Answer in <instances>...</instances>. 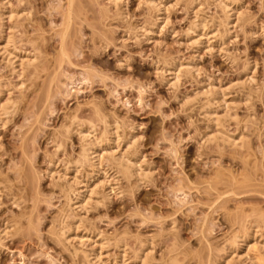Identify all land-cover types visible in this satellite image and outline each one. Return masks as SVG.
Here are the masks:
<instances>
[{
	"label": "rangeland",
	"instance_id": "1",
	"mask_svg": "<svg viewBox=\"0 0 264 264\" xmlns=\"http://www.w3.org/2000/svg\"><path fill=\"white\" fill-rule=\"evenodd\" d=\"M165 1L155 24L144 0H119L117 8L108 0H0V14L7 2L22 13L10 32L16 50L37 58L19 80L0 55V82L14 103L0 127V264H87L83 252L97 247L89 240L104 243L102 264H117L122 253L135 264L140 250L151 252L147 264H208L240 214L263 212L264 0H226L241 17L229 18V32L213 35L209 46L195 44L190 30L201 21L211 32L222 29L214 0ZM177 62L194 69L175 83L164 69ZM207 89L226 92L228 108ZM87 128L98 138L116 130L134 140L118 152L136 167L125 178L105 159L110 182L67 221L66 181L58 177L83 180L91 172L87 164L71 169L87 145L78 131ZM219 129L241 137L242 149L208 142L206 133Z\"/></svg>",
	"mask_w": 264,
	"mask_h": 264
},
{
	"label": "bare ground",
	"instance_id": "2",
	"mask_svg": "<svg viewBox=\"0 0 264 264\" xmlns=\"http://www.w3.org/2000/svg\"><path fill=\"white\" fill-rule=\"evenodd\" d=\"M69 5H73L75 0H68ZM121 1V0H120ZM95 2V1H94ZM119 0H108V3L110 4L111 7L113 8H117ZM171 2V1H170ZM214 2L216 3V6L219 8V10L223 13V15L225 16L224 19L225 22L220 23L218 22V28L221 30H212L213 32L210 31V29H208L203 23L202 21L200 23H198L197 25L195 24L192 29L190 30L191 33H193L195 36H197V38L194 40L195 44L200 43L201 39H204V41L207 43V45L209 46L212 42L211 38H214V36L217 33L218 38L220 39L221 36L223 34H225L228 31V26L230 24V19L233 15H236L237 18L241 17V13L239 12V8L238 5L233 2V1H226V0H214ZM77 3V2H76ZM79 3V1H78ZM194 3V2H192ZM15 4V3H14ZM166 4L167 1L165 0H144V5H147V7L156 13V20H155V24L158 22H161L163 20V12L164 10L166 11ZM196 4V3H195ZM192 5V4H191ZM170 6V5H169ZM168 6V7H169ZM196 6V5H195ZM198 6V5H197ZM17 7V6H16ZM15 6L11 5L10 2H7L6 4H3V13L0 14V35H2L0 37V55L2 56V58L5 59L6 64L8 65L7 67L10 69V73L11 74H15L16 77H18L17 79L20 80V76L23 73V71L25 69H34L36 68V61L37 58L34 55H22L20 52H18L15 48V46L13 45V41L11 39V31L15 30V28L17 29V26L20 27V25H17L19 23L17 22V19L20 17V15L22 13H20L21 11L18 10V8H16ZM19 7V6H18ZM108 7V6H107ZM20 9V8H19ZM72 9V8H71ZM148 9V10H149ZM169 9V8H168ZM199 9V8H198ZM197 9V10H198ZM109 10V9H108ZM194 10V9H193ZM154 13V14H155ZM195 13V11H194ZM28 15V14H27ZM26 15V16H27ZM28 17V16H27ZM223 17V16H222ZM165 18V17H164ZM236 18V17H235ZM6 21V23L8 22L9 25H4L2 24L3 21ZM200 20V19H199ZM198 20V21H199ZM219 20V19H218ZM165 22V19H164ZM168 22V20H167ZM239 22V20H238ZM193 23V22H192ZM216 24V23H215ZM235 24V23H234ZM150 25V23H149ZM154 25V24H153ZM150 26V27H153ZM145 26V25H144ZM192 26V25H191ZM149 26H147L148 28ZM216 27V26H215ZM214 27V29H215ZM3 28H5L8 33H3L6 32L5 30L3 31ZM217 28V27H216ZM140 31L143 32V35L146 36L147 38H149V36L151 35L150 33L152 32L149 29H146L144 27L140 28ZM189 31V30H188ZM189 31V33H190ZM223 31V34H222ZM229 32V31H228ZM187 33V32H186ZM190 33V34H191ZM4 34V35H3ZM130 34V33H129ZM188 34V33H187ZM214 35V36H213ZM213 36V37H212ZM142 37V36H141ZM192 37V36H191ZM193 39V38H192ZM222 39V38H221ZM211 40V41H210ZM16 41V40H15ZM217 41V40H216ZM204 42V43H205ZM190 43V42H189ZM202 43V42H201ZM192 44V43H191ZM194 44V43H193ZM208 50V49H207ZM25 54V53H24ZM31 54V53H30ZM167 64V63H166ZM164 65V64H163ZM186 67L182 68L181 64H171L166 67L164 69L165 73L168 74L170 81H174L175 83H177V81L180 78V74H182V70L186 73L191 72L194 67L193 65L190 64H186ZM247 67V66H246ZM7 68V69H8ZM195 71V70H194ZM199 71V69H198ZM163 72V71H162ZM245 73V72H244ZM250 80V78H248ZM246 80V79H245ZM252 80V79H251ZM165 81V80H164ZM168 82V81H167ZM251 82V81H250ZM173 83V85L175 84ZM171 84V83H170ZM169 84V85H170ZM7 85V84H6ZM12 85V84H11ZM14 85V84H13ZM246 85V84H245ZM8 86V85H7ZM3 85L0 82V127H4V119L6 118V116L8 114H10V109L13 107L14 103L12 102L11 98H10V89ZM17 88H19L20 86L22 87V83L19 82L18 84H16ZM19 86V87H18ZM241 86V85H240ZM14 88V87H13ZM16 88V87H15ZM16 88V89H17ZM209 88V87H208ZM218 88V87H217ZM22 89V88H21ZM209 90V89H207ZM21 91V90H20ZM228 93V91H227ZM208 95V97H211L212 101L220 106L221 108L223 107V109L228 108V101H227V94L224 91H217L216 89H210L209 91H207L206 93ZM210 95V96H209ZM229 96V95H228ZM186 98V97H185ZM19 99V98H18ZM185 101V100H184ZM207 104V103H206ZM97 107V106H96ZM209 107V106H207ZM210 108V107H209ZM219 108V107H218ZM13 110V109H12ZM220 110V109H219ZM235 110V107H234ZM95 111V110H93ZM100 110L98 109V112ZM227 111V110H226ZM12 113V112H11ZM97 113V112H96ZM206 113V112H205ZM204 114V112H203ZM100 115V116H99ZM103 115V114H102ZM96 116V115H95ZM226 116V115H225ZM101 120L104 119L103 116H101V114L99 113L98 116H96ZM212 114H207V121H209L211 124H213V126L216 128L218 126H220L219 123H217V119H212ZM222 117V116H221ZM229 117V116H228ZM224 118V116H223ZM233 118V117H232ZM236 118V116L234 117ZM95 119V118H94ZM226 119V118H225ZM4 120V121H3ZM219 120V119H218ZM96 121V120H95ZM103 121V125H105V121L101 120L100 122L102 123ZM107 121V120H106ZM79 124V123H78ZM222 124V123H221ZM76 125V124H75ZM96 124H94L95 126ZM89 126V125H88ZM107 127V126H106ZM117 127V126H116ZM69 128V127H68ZM67 128V129H68ZM71 128V127H70ZM1 129V128H0ZM103 129H106L105 126ZM116 129V128H114ZM68 131V130H67ZM104 131V130H103ZM107 131V130H106ZM106 131L102 132V136L101 137H96L97 135L95 134V129L90 128V129H80V131H78V136H80L81 141H87V145L86 148L84 147L85 143H83L84 145L82 146L83 148L80 150V154H79V160L77 159L76 162L73 163L74 165L69 164V166H71V169H74V172H76L75 174H77V170L78 168L81 166H84L85 164H87L90 169L91 172L90 173H86L85 178L82 180L78 179V177L75 175H72V178L70 177V180L68 178V180L66 179L65 174L63 175H59L58 179H61L63 181H66V190L65 191V209L63 208V214L67 212V214H65L66 216H63L64 218H67V221L70 219L68 217V212L73 213L74 211H76V209H84L85 206L87 204H89L90 200H92V198L94 197V195H98V190L100 188L103 187V185L108 182L107 179L109 177H113L111 175V173L109 174L110 171H112V168L115 167L117 170H119L117 173L120 174L119 172H121L122 176L124 175L125 178H128L127 175L131 176V174H129V172L131 173L130 169L131 167L134 168V166L136 167V164L131 161V157L130 159L128 158V156L126 158H124L122 155L119 154L118 149H120L121 145L128 147L131 145V143L134 141H130L131 138H129V140L123 141L119 138V135H117V131L114 130V132L110 133L111 134V138H108L106 136ZM110 131V130H109ZM211 133V132H210ZM65 134V132H64ZM76 134V133H75ZM217 134V135H216ZM67 135V134H66ZM109 135V134H108ZM239 135V134H238ZM106 136V137H105ZM130 136V135H129ZM110 137V136H109ZM121 137V136H120ZM206 137L208 138V142L210 141H217L220 140L221 142H223L224 144H227L229 147L231 148H239L243 147V139L239 136L237 137H233L231 135L226 134L223 130H218L217 133H215V135H211L208 132L206 133ZM244 137V136H243ZM127 138V137H126ZM80 141V142H81ZM205 141V140H204ZM245 143V142H244ZM59 145V144H57ZM245 145V144H244ZM132 146V145H131ZM246 146V145H245ZM244 146V147H245ZM57 147V146H55ZM133 147V146H132ZM58 148V147H57ZM222 148V147H221ZM128 150V149H127ZM125 151V150H124ZM123 151V152H124ZM127 154V153H126ZM125 155V154H124ZM126 156V155H125ZM136 156V155H135ZM50 157V156H49ZM108 159L107 161H109V163L112 161V168H111V164L110 167L107 169H105L102 165V162ZM133 160V159H132ZM48 161V159H47ZM105 162V161H104ZM107 163V162H106ZM54 163L50 160L49 161V166L53 165ZM68 164V163H67ZM138 164V163H137ZM56 165V164H55ZM109 165V164H108ZM54 166V165H53ZM138 166V165H137ZM51 168V167H50ZM79 168V169H80ZM113 168V170L115 169ZM130 168V169H129ZM139 170V167H137ZM68 169V167L64 168V170L66 171ZM115 169V170H116ZM129 169V171H128ZM263 169V168H262ZM63 170V171H64ZM69 170V169H68ZM116 170V171H117ZM135 171L136 172L138 171ZM79 171V170H78ZM133 171V170H132ZM51 172V171H48ZM114 172V171H113ZM139 172L141 173V171L139 170ZM73 173V172H72ZM147 173V172H146ZM53 174V173H52ZM138 174V173H137ZM150 174V173H149ZM152 174V173H151ZM134 175V174H133ZM148 175V174H147ZM241 175V174H240ZM129 176V178H130ZM145 176V175H144ZM138 177H143L142 174H139ZM148 177V176H147ZM145 178V177H144ZM66 179V180H65ZM139 179V178H138ZM140 179V180H141ZM127 180V179H126ZM110 182V181H109ZM108 182V183H109ZM61 184V183H60ZM136 185V183L134 184ZM137 186V185H136ZM9 188V187H8ZM65 189V188H64ZM62 191V192H64ZM63 194V193H62ZM69 194L73 195V199H71V197H69ZM70 195V196H71ZM100 195V194H99ZM109 196V195H108ZM101 197V196H99ZM63 198V199H64ZM99 200V199H98ZM95 202V201H94ZM98 203V202H97ZM63 206V205H62ZM252 208V207H251ZM254 208V207H253ZM258 210V209H257ZM255 210V211H257ZM66 211V212H64ZM239 211V210H238ZM245 211V210H244ZM252 211L251 210L249 213H247L248 215H243L239 218L237 217L236 220L238 221V225L236 224V228L237 230L235 231H230L232 234L227 237L224 241L222 246L220 247L219 253L221 256H219L217 259H214L212 262L209 260L208 264H264V210L262 212L261 209H259V213L258 211L256 212L257 215H255V213H253L252 215ZM253 211V212H255ZM241 212H243V209L241 210ZM240 212V213H241ZM239 213V212H238ZM244 214V213H242ZM252 215V217H251ZM239 216V215H238ZM73 217V216H72ZM75 217V216H74ZM231 217V216H230ZM234 217V216H232ZM236 217V216H235ZM235 217L233 219L229 218L231 221L235 219ZM63 218V219H64ZM69 218V219H68ZM239 219V220H238ZM65 220V219H64ZM71 220V219H70ZM65 221V222H67ZM63 222V221H62ZM229 222V221H228ZM233 222V221H232ZM231 222V223H232ZM236 222H234L232 225L234 226ZM64 224V223H63ZM61 225V224H60ZM68 225V224H67ZM66 225V226H67ZM73 226V224H71ZM64 226V225H63ZM77 226V225H76ZM231 226V224H230ZM69 227V226H68ZM63 228V227H62ZM61 228V229H62ZM67 228V227H65ZM71 229V227H69ZM67 228V229H69ZM72 228L76 229L75 226H73ZM1 229V228H0ZM69 229V230H70ZM81 229V227H80ZM66 230V229H64ZM63 231V233H61V235L63 236L62 239H70L72 236L71 235H75V231L72 232V229L70 231L71 233V237L68 235L67 238V234L69 232L66 233V231ZM68 230V231H69ZM84 231V230H82ZM3 232L0 231V234H2ZM5 233V232H4ZM3 233V234H4ZM78 234V233H77ZM90 234V233H89ZM87 238V237H86ZM89 238V237H88ZM61 239V238H60ZM64 239V240H65ZM76 239V238H75ZM82 238H78L77 241L81 240ZM103 239V238H102ZM106 239V238H105ZM2 236L0 235V243L2 242ZM72 240V238H71ZM86 240V239H85ZM100 240V239H99ZM74 241V240H73ZM92 245H96L97 247L94 249H91L90 253H85L83 252V256L85 257V260L87 261V264H102V250L104 247V243H101L100 241H94V240H89ZM66 242V241H65ZM81 242V241H80ZM84 242V241H83ZM103 242V241H102ZM118 242V241H117ZM123 242V241H122ZM106 243V241H105ZM150 243V242H149ZM111 244V243H110ZM118 244V243H117ZM1 245V244H0ZM2 246V245H1ZM70 246V245H69ZM109 247V246H108ZM209 247V246H208ZM124 249V246L121 247V249ZM142 248L144 249L145 247L142 246ZM141 248V249H142ZM73 249V248H72ZM77 249V248H76ZM105 249V247H104ZM132 249V248H131ZM84 250V249H83ZM89 250V249H88ZM126 250V249H125ZM79 251V250H78ZM76 252V250H75ZM81 252V251H80ZM124 252V251H123ZM218 252V251H217ZM74 253V252H73ZM140 254H138L135 260H137L136 262H134L135 264H147L149 259V255L151 254V252H149L148 250H140ZM80 254V253H79ZM108 255V254H107ZM122 255V256H121ZM121 259L117 264H127L128 260L125 257V255H123V253L121 254ZM136 255V254H135ZM106 256V255H105ZM134 256V255H133ZM212 256V254H211ZM217 256V255H215ZM214 256V257H215ZM126 260H125V259ZM108 259V258H107ZM134 259V258H133ZM85 261V262H86ZM173 261V260H172ZM84 262V263H85ZM131 262V261H130ZM133 263V261H132ZM131 263V264H132ZM130 264V263H129Z\"/></svg>",
	"mask_w": 264,
	"mask_h": 264
},
{
	"label": "clouds",
	"instance_id": "3",
	"mask_svg": "<svg viewBox=\"0 0 264 264\" xmlns=\"http://www.w3.org/2000/svg\"><path fill=\"white\" fill-rule=\"evenodd\" d=\"M119 66V65H118Z\"/></svg>",
	"mask_w": 264,
	"mask_h": 264
}]
</instances>
